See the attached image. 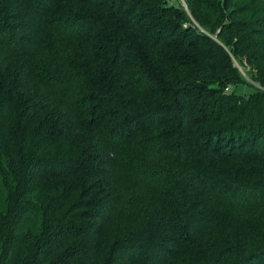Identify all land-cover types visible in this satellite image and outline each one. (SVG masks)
I'll use <instances>...</instances> for the list:
<instances>
[{"label": "trees", "instance_id": "trees-1", "mask_svg": "<svg viewBox=\"0 0 264 264\" xmlns=\"http://www.w3.org/2000/svg\"><path fill=\"white\" fill-rule=\"evenodd\" d=\"M183 2L0 0V264H264V0Z\"/></svg>", "mask_w": 264, "mask_h": 264}, {"label": "rangeland", "instance_id": "rangeland-1", "mask_svg": "<svg viewBox=\"0 0 264 264\" xmlns=\"http://www.w3.org/2000/svg\"><path fill=\"white\" fill-rule=\"evenodd\" d=\"M180 1H181V3H182V4H184L183 0H180ZM235 65H236V66H238V67H239V68H238V69H239V71H240V72H242V70H241L242 68H240V66H239V65H237V63H235ZM242 74H243V72H242ZM237 90H238V91H241V90H242V87H241V86H239V87L237 88Z\"/></svg>", "mask_w": 264, "mask_h": 264}]
</instances>
